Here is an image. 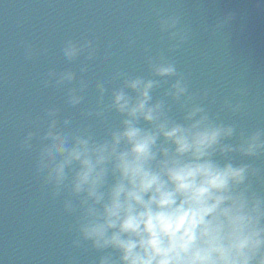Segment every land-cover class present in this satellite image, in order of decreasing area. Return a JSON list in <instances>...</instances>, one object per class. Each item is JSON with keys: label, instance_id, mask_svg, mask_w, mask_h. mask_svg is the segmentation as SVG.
<instances>
[{"label": "clouds", "instance_id": "obj_1", "mask_svg": "<svg viewBox=\"0 0 264 264\" xmlns=\"http://www.w3.org/2000/svg\"><path fill=\"white\" fill-rule=\"evenodd\" d=\"M152 16L167 46L155 53L145 46L146 75L116 70L92 83L90 64L107 62L111 44L101 48L95 36L63 41V57L76 66L50 67L40 80L62 91L63 102L47 107L19 142L34 153L31 175L73 218L71 248L99 253L96 264H264V128L242 129L211 114L203 103L208 90L190 91L165 55L178 51L190 30L159 7ZM231 19L227 14L213 30ZM136 43L127 38V47ZM19 47L26 61L49 54L31 41ZM90 87L95 105L79 111L85 123L61 116L79 109ZM247 93L234 89L217 112L243 113L236 97ZM108 113L119 117L115 124ZM87 121L102 125L103 135Z\"/></svg>", "mask_w": 264, "mask_h": 264}, {"label": "water", "instance_id": "obj_2", "mask_svg": "<svg viewBox=\"0 0 264 264\" xmlns=\"http://www.w3.org/2000/svg\"><path fill=\"white\" fill-rule=\"evenodd\" d=\"M154 7L163 14H177L190 30L189 40L165 55L185 74L190 91L208 90L203 103L209 112L242 129L264 128L261 0H0V264H96L99 253L71 248L73 233L68 228L73 218L62 213L61 198L52 200L42 192L31 175L34 153L20 150L19 142L47 107L63 102L62 91L43 88L40 80L50 67L76 66L62 55L64 40L95 36L101 48L111 44L107 62L90 64L86 77L92 83L116 70L146 75L145 46L154 53L167 46L157 31ZM229 13L232 19L223 31H214ZM128 37H135V47H127ZM21 40L47 47L49 54L26 61ZM118 84L114 81L112 86ZM241 86L248 90L245 97H236L245 105L243 113L217 112L220 102ZM94 105L90 87L85 103L61 116L80 125L85 122L79 111ZM173 114L179 118L175 108ZM107 115L113 124L119 119ZM86 123L103 135L98 122Z\"/></svg>", "mask_w": 264, "mask_h": 264}]
</instances>
